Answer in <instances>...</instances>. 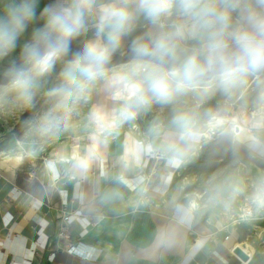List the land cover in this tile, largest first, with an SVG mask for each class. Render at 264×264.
Listing matches in <instances>:
<instances>
[{
  "label": "clouds",
  "instance_id": "1",
  "mask_svg": "<svg viewBox=\"0 0 264 264\" xmlns=\"http://www.w3.org/2000/svg\"><path fill=\"white\" fill-rule=\"evenodd\" d=\"M17 113L0 156L48 153L23 204L71 190L67 227L121 244L154 220L89 264H218L224 234L264 220V0H0Z\"/></svg>",
  "mask_w": 264,
  "mask_h": 264
},
{
  "label": "crops",
  "instance_id": "2",
  "mask_svg": "<svg viewBox=\"0 0 264 264\" xmlns=\"http://www.w3.org/2000/svg\"><path fill=\"white\" fill-rule=\"evenodd\" d=\"M46 156L41 155L36 161H25L19 166L16 161L0 156V264H89L83 258L90 256V247L94 244L103 241L114 249L127 248L147 237L154 227V220L149 216L130 223L129 239L123 244L114 236H95L86 226H81L80 231L67 227L64 214L75 199L71 190L64 196L45 200L42 205L23 204V194L30 190L37 169ZM62 231L64 235H61ZM232 236L237 238L235 243H229ZM77 241L87 247L88 255L67 251ZM221 242L225 252L218 264H224L225 258L227 264H264V220L258 221L254 227H241L235 234H224ZM237 245L250 253L248 261L233 252Z\"/></svg>",
  "mask_w": 264,
  "mask_h": 264
},
{
  "label": "rangeland",
  "instance_id": "3",
  "mask_svg": "<svg viewBox=\"0 0 264 264\" xmlns=\"http://www.w3.org/2000/svg\"><path fill=\"white\" fill-rule=\"evenodd\" d=\"M42 2L47 3L48 0H42ZM21 43H23V41H21ZM17 51H19V49ZM25 115H27V113H17L14 116H0V153L8 151L9 136L13 131H18L19 121ZM41 155H48V153L45 152Z\"/></svg>",
  "mask_w": 264,
  "mask_h": 264
},
{
  "label": "built area",
  "instance_id": "4",
  "mask_svg": "<svg viewBox=\"0 0 264 264\" xmlns=\"http://www.w3.org/2000/svg\"><path fill=\"white\" fill-rule=\"evenodd\" d=\"M61 235H64L63 231L61 232ZM235 247V246H234ZM234 249V248H233ZM67 251L70 253V254H83L84 256L85 255H88V251H87V247L84 248L83 246V243L82 242H75V243H72L68 248H67Z\"/></svg>",
  "mask_w": 264,
  "mask_h": 264
},
{
  "label": "water",
  "instance_id": "5",
  "mask_svg": "<svg viewBox=\"0 0 264 264\" xmlns=\"http://www.w3.org/2000/svg\"><path fill=\"white\" fill-rule=\"evenodd\" d=\"M233 252L240 257L243 261H248L251 256L250 253H248V251H246L242 246L237 245L234 247Z\"/></svg>",
  "mask_w": 264,
  "mask_h": 264
},
{
  "label": "bare ground",
  "instance_id": "6",
  "mask_svg": "<svg viewBox=\"0 0 264 264\" xmlns=\"http://www.w3.org/2000/svg\"><path fill=\"white\" fill-rule=\"evenodd\" d=\"M236 237L235 236H232L229 240V243H235L236 242Z\"/></svg>",
  "mask_w": 264,
  "mask_h": 264
}]
</instances>
